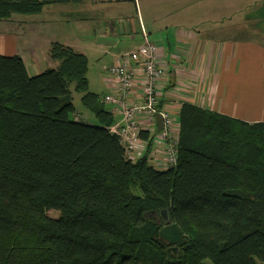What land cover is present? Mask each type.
<instances>
[{
  "label": "trees",
  "instance_id": "16d2710c",
  "mask_svg": "<svg viewBox=\"0 0 264 264\" xmlns=\"http://www.w3.org/2000/svg\"><path fill=\"white\" fill-rule=\"evenodd\" d=\"M70 1L0 0V20ZM49 53L57 66L35 75L0 54V264H264L263 121L183 103L177 163L160 170L126 155L87 57ZM163 209L186 239L177 251L151 217Z\"/></svg>",
  "mask_w": 264,
  "mask_h": 264
},
{
  "label": "crops",
  "instance_id": "0c3cea01",
  "mask_svg": "<svg viewBox=\"0 0 264 264\" xmlns=\"http://www.w3.org/2000/svg\"><path fill=\"white\" fill-rule=\"evenodd\" d=\"M225 2L242 0H73L50 5L57 7L50 11L44 6L37 14L49 17L54 12L64 21L76 20L79 31L91 27L97 37L116 39L114 44L120 36L128 37L123 41L129 40L133 47L116 55L114 61L137 49L146 34L168 66V76L159 83V90L162 104L174 116L179 115L183 103H191L247 122H264V46L236 34H222L226 30L223 19L228 15L222 10ZM0 33V54L20 55L31 75L40 73V65L46 63L41 49L49 50L52 41L22 50L16 48V36L8 41V34ZM50 60L49 67H56L58 62ZM105 87L103 98L110 92L107 82ZM105 105L118 121L114 106Z\"/></svg>",
  "mask_w": 264,
  "mask_h": 264
},
{
  "label": "built area",
  "instance_id": "2783aa9c",
  "mask_svg": "<svg viewBox=\"0 0 264 264\" xmlns=\"http://www.w3.org/2000/svg\"><path fill=\"white\" fill-rule=\"evenodd\" d=\"M158 51L144 34V42L137 49L122 53L106 65L104 79L110 92L103 101L112 104L120 116L111 131L119 137L128 158L137 160L149 154V162L165 170L177 163L180 123L178 116L162 104L159 83L169 70ZM157 114L163 119L161 129ZM142 131H148L149 138H141Z\"/></svg>",
  "mask_w": 264,
  "mask_h": 264
},
{
  "label": "rangeland",
  "instance_id": "374dc122",
  "mask_svg": "<svg viewBox=\"0 0 264 264\" xmlns=\"http://www.w3.org/2000/svg\"><path fill=\"white\" fill-rule=\"evenodd\" d=\"M223 4L225 6L222 10L228 15L223 19L226 30L222 34L227 37H233L236 34L237 37L253 39L264 46V0H242L241 3L225 2ZM46 7H48L46 9H49V11L52 8H57L54 6L50 7V5H46ZM212 7L215 8L214 6ZM62 20L59 14L54 12L50 13L49 17H46L42 12L40 14L14 13L10 18L0 20V32H3L4 35L8 34L7 37H10L8 41L13 39V35L16 36V48L22 50L34 43L42 45L51 41L52 43H61L71 47L75 46L74 49L76 51L83 53L87 57V75L90 82V90L99 93L101 98H103L102 92L107 91L104 68L114 61L116 55L133 47L134 44H130L129 40L123 41L128 38L125 36H120L122 39L112 46L97 44L96 29L83 27L84 32H81L77 29L79 24L76 20L78 25H76L74 20H69L70 22ZM236 28L237 31L235 30ZM13 33H17L19 36ZM0 36H2L1 33ZM25 42H29L28 45H24ZM43 48L41 49L43 50L42 56L46 58V63L43 62L40 65V72L51 66L49 50L47 49V51L46 47ZM30 72H32V68H30ZM72 94L77 111L85 118L89 116L91 122H97L94 115L82 104L81 93L75 91L72 87ZM47 213L52 217L58 216V211L56 210H49ZM151 217L158 223L162 221L160 213L153 214Z\"/></svg>",
  "mask_w": 264,
  "mask_h": 264
},
{
  "label": "water",
  "instance_id": "95a60500",
  "mask_svg": "<svg viewBox=\"0 0 264 264\" xmlns=\"http://www.w3.org/2000/svg\"><path fill=\"white\" fill-rule=\"evenodd\" d=\"M115 41L116 39L110 36L97 37V43L106 45V46H111L112 44H114ZM156 121H157L158 128L161 129L163 119L160 114H157ZM153 213L157 214L155 212ZM160 213H161V218L163 220V223L162 221L159 222V224L162 225L159 231V238L163 240L167 245H169L172 251H177L180 246H183L186 243V239L183 237L177 225L174 223H171L166 209L161 210Z\"/></svg>",
  "mask_w": 264,
  "mask_h": 264
}]
</instances>
